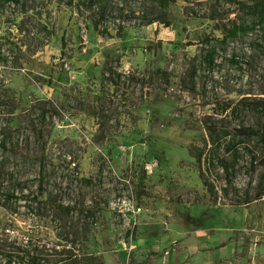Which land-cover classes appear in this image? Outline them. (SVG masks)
I'll use <instances>...</instances> for the list:
<instances>
[{
  "label": "rangeland",
  "instance_id": "374dc122",
  "mask_svg": "<svg viewBox=\"0 0 264 264\" xmlns=\"http://www.w3.org/2000/svg\"><path fill=\"white\" fill-rule=\"evenodd\" d=\"M100 2L0 6V264H264L256 143L216 195L195 158L259 122L258 0Z\"/></svg>",
  "mask_w": 264,
  "mask_h": 264
},
{
  "label": "trees",
  "instance_id": "16d2710c",
  "mask_svg": "<svg viewBox=\"0 0 264 264\" xmlns=\"http://www.w3.org/2000/svg\"><path fill=\"white\" fill-rule=\"evenodd\" d=\"M91 5L99 6V15H104L106 13V8H103L100 0H87ZM170 0H160V5L166 7ZM22 0H0V6H4L7 4L11 5H19ZM254 19L250 26L242 25H234L232 28H228L225 31V38L222 40L224 44H226L229 40L237 39L240 36L247 35L251 29H255L256 27H264V0H258L257 6L254 8ZM155 23V21H151L148 25ZM169 27V24L166 25ZM95 29L99 30L98 24H96ZM104 35L105 31L100 32ZM216 49H213L205 58V63L209 68L214 67V57H215ZM112 73V72H110ZM157 75L161 74L160 70L155 72ZM5 102H0V108ZM258 112H259V122L255 126L245 127L242 126L232 132H221L219 128L215 125H208L207 132L210 142V147L207 150V153H198L195 158L199 167L200 177L203 180L204 186L208 189V191L213 195H216L215 187L212 182L208 178V172H210L211 167L219 166L223 172L225 173V178L228 184L232 183V177L235 174L236 165L241 155V148L243 150L250 151L251 144L253 142L256 143V146L259 148L261 154L264 156V104H257ZM227 137H231L227 141ZM6 140L1 141L2 147H5ZM225 149L230 155L231 160L228 161L225 158H221L219 156V151ZM251 154L254 156L255 153L252 151ZM255 158V157H254ZM248 203V202H246ZM156 254H151L149 256V260L155 259ZM87 264H102L100 260L95 258L87 259Z\"/></svg>",
  "mask_w": 264,
  "mask_h": 264
},
{
  "label": "built area",
  "instance_id": "2783aa9c",
  "mask_svg": "<svg viewBox=\"0 0 264 264\" xmlns=\"http://www.w3.org/2000/svg\"><path fill=\"white\" fill-rule=\"evenodd\" d=\"M135 212L140 213L141 209L140 208H138L137 210L135 209Z\"/></svg>",
  "mask_w": 264,
  "mask_h": 264
}]
</instances>
